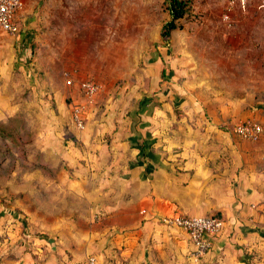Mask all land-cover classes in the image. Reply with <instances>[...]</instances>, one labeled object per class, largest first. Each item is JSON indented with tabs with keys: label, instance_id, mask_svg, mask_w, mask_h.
Listing matches in <instances>:
<instances>
[{
	"label": "crops",
	"instance_id": "obj_1",
	"mask_svg": "<svg viewBox=\"0 0 264 264\" xmlns=\"http://www.w3.org/2000/svg\"><path fill=\"white\" fill-rule=\"evenodd\" d=\"M34 1L23 0L20 17L32 12ZM208 4L200 10L210 18ZM205 30L220 38L226 54L218 53L216 44L202 57L238 60L242 88L229 99L206 85V97L191 108L200 112L196 121L182 116L183 136L175 130L173 137L137 136L135 143L130 132L117 136L108 150L81 154L82 166H75L77 177L69 186L45 185L46 197L39 202L0 200V264H86L88 257L97 264H264V55L255 54L253 36L259 27L233 28L226 36L216 26ZM161 43L153 63L172 58L163 54L169 43ZM259 43L264 48V40ZM12 61L0 60V76ZM213 74L218 80V72ZM170 113L171 106L164 110ZM245 121L261 126L257 142L233 135L232 128ZM175 214L220 216L225 228L210 251L194 258L186 234L162 222Z\"/></svg>",
	"mask_w": 264,
	"mask_h": 264
},
{
	"label": "rangeland",
	"instance_id": "obj_2",
	"mask_svg": "<svg viewBox=\"0 0 264 264\" xmlns=\"http://www.w3.org/2000/svg\"><path fill=\"white\" fill-rule=\"evenodd\" d=\"M227 2L193 0L195 17L179 21L180 29L173 32L169 46H164L163 54L172 58L161 64L153 63L152 58L157 56L156 44L163 47L158 35L169 20L164 0L32 2V12L19 16V34L12 36L0 30V60L14 62L0 76V121L17 117L18 128L27 132L28 143L14 153L33 167L13 173L5 181L0 179V200L5 204L36 200L33 194L39 193L42 185L69 186L77 177L75 166L79 170L82 166L81 154H93L95 148L97 153L108 150L117 136L123 139L130 132L132 143L137 136L142 140L161 134L173 137L175 130L183 136L186 122L182 116L196 121L200 112L191 108L205 96L206 85L225 98L230 99L235 89L237 93L245 81L243 74L235 71L238 60H227L216 53V60H204L201 55L216 44L219 49H214L226 54V46L219 45L220 38L205 28L216 26L226 36L233 28L256 25L255 54L264 55L259 43L264 40V7L253 3L247 12L235 13L228 27L221 20ZM206 3L205 10H213L210 18L200 10ZM249 67L243 68L246 75ZM65 74L71 75L74 86H66ZM88 78L101 83L102 92L94 107L87 108L84 130L78 131L71 122V106L82 101L77 80ZM208 78L210 81H206ZM169 106L173 114H164ZM157 108L161 109L156 113ZM154 129L163 133H154ZM71 136L79 146L69 140ZM0 155H5L2 148ZM7 162L4 160L3 166ZM39 167L49 168L54 180H46L47 174Z\"/></svg>",
	"mask_w": 264,
	"mask_h": 264
},
{
	"label": "built area",
	"instance_id": "obj_3",
	"mask_svg": "<svg viewBox=\"0 0 264 264\" xmlns=\"http://www.w3.org/2000/svg\"><path fill=\"white\" fill-rule=\"evenodd\" d=\"M253 3H258V7H264V0H228L221 16L222 22L228 27L232 26L235 13L247 12ZM23 6V0H0V30L2 32L12 36L19 33L18 17ZM65 75L66 86H74L71 75ZM77 81L76 86L82 101L71 106V122L78 131H82L85 128L87 108L94 107L96 97L102 92V84L89 78ZM232 133L239 140L257 142L262 135V128L252 121H245L234 126ZM162 222L186 234L192 246L194 258L210 251L214 240L225 228V222L213 216L175 214L162 218ZM86 264H97V262L94 257H88Z\"/></svg>",
	"mask_w": 264,
	"mask_h": 264
},
{
	"label": "trees",
	"instance_id": "obj_4",
	"mask_svg": "<svg viewBox=\"0 0 264 264\" xmlns=\"http://www.w3.org/2000/svg\"><path fill=\"white\" fill-rule=\"evenodd\" d=\"M163 5L168 13L169 20L162 26L160 30V38L164 44H167L170 41L172 32L180 29L179 21L186 20L189 17H195V11L193 9V0H164ZM19 24L20 23L18 21V26ZM20 91L21 90L19 89V93ZM19 93L18 97L20 98L21 94ZM17 122V117L8 118L7 121H0V140L3 142L2 145H4L3 147L0 146V149L2 148V151H4L5 154L3 156L0 155V179L4 181L11 177L13 173H16L17 175L20 174V172L32 170L31 168L33 167L20 160L14 153V150H22L23 147H25V145L28 143L27 132H20ZM69 140L79 146L74 136H71ZM143 148L144 143L140 145V149L143 150ZM6 159H8V162L6 166H3V161ZM39 169H41L43 173L47 174L46 177L48 178L46 180H54V176L49 171V168L39 167ZM45 185H42L40 186V189H37L39 193L36 192V194H33L34 199L36 198V200L33 201L39 202L46 197V193L42 191V188ZM213 217L222 219L220 216Z\"/></svg>",
	"mask_w": 264,
	"mask_h": 264
}]
</instances>
